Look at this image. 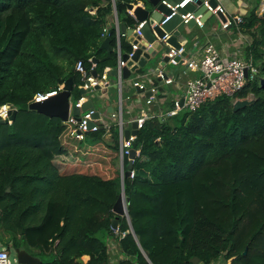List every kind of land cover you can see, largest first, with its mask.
I'll return each mask as SVG.
<instances>
[{"label":"trees","instance_id":"trees-1","mask_svg":"<svg viewBox=\"0 0 264 264\" xmlns=\"http://www.w3.org/2000/svg\"><path fill=\"white\" fill-rule=\"evenodd\" d=\"M136 1L0 0V105L16 109L11 123H0V239L7 248H39L40 264H109L105 238L113 234L112 207L121 191L119 145L104 141L102 127L78 140L70 122L27 105L68 77L78 99L83 81L77 60L87 74L115 66V14L132 27L127 9ZM259 4L255 0L236 24L249 38L244 56L257 73L231 96L195 111L149 117L136 129L134 176L123 179L133 233L127 218L118 216V264H195L192 257L196 264L220 257L226 264H264ZM103 30L112 46L106 60ZM120 47L131 49L122 37ZM90 57L99 59L93 69ZM237 99L251 102L234 110ZM127 162L124 157V169Z\"/></svg>","mask_w":264,"mask_h":264},{"label":"built area","instance_id":"built-area-1","mask_svg":"<svg viewBox=\"0 0 264 264\" xmlns=\"http://www.w3.org/2000/svg\"><path fill=\"white\" fill-rule=\"evenodd\" d=\"M197 1L198 0H181L180 2H174V4L172 5L169 2V0H160L161 3L165 4L168 8H170L171 14L163 16V18L157 23V25L161 26L172 15L177 14L178 8H183L188 3L196 4ZM215 1H216V5L214 7H212L209 4V0H201V5H203L206 8V11H208L210 15L214 14L218 16V14H220L224 17V20L220 19L221 29H227L232 24L236 25L242 21L243 16L241 15L227 16L226 8L224 7V5L219 0H215ZM131 4H132V8L127 9V12L129 15L132 16V18L135 21V24L132 27H128V26L126 27L127 29H132V32L129 35L120 32L119 22L115 14V35H116L115 66L105 67L100 75L97 74L93 75L92 73L87 74V71L84 66V62L82 60L76 61L75 69L80 73L81 79L83 81L82 85L80 86L81 88L91 91L97 86L107 85L108 70L110 69H114L116 71V78L118 80V84L121 85L122 68L127 65V61L131 59L134 51L138 49V47L143 46L144 47L143 52H145L147 51V48L152 46V44L146 43L145 40L143 39L141 28L143 27L144 22L138 21L133 13V8L135 6L144 7L143 2L138 0L135 3H131ZM199 6L200 5H196L197 8ZM263 10H264V3H263L262 11ZM178 14L181 17V24L186 25V23L190 19H194L196 26L198 27L204 26V22H205L203 20L204 12L195 14L194 11H186L185 13H178ZM163 32L164 35L157 39L160 43H164L168 47V51L163 53V56L167 58L165 64L185 65L186 68H188L189 70H195L200 73L199 77L190 79L186 82V91L183 100V106L189 111H195L204 102L213 100L220 95L231 96L235 94L244 86L245 81L248 77L252 78L253 75L257 73V69L250 60H247L246 58H239L236 56L224 55L223 53L220 52L219 49L216 48L213 42L204 43L203 46L201 47V54L198 57H194V56L187 57L186 50L183 46L184 44L180 42V46L178 48L170 45L167 42V39L171 36L172 34L171 31L166 32L165 30H163ZM105 35L106 34L103 30L100 36L102 39H104ZM125 36L130 37L131 39L129 42L131 49L130 51L125 52L127 58L124 60L122 58L123 53L120 48L119 39L120 37H125ZM88 60L91 63L90 69H93L96 63L92 60L91 57ZM135 63L136 62H132V64L128 66V68H130ZM245 69L247 70L248 73L247 77H245ZM137 70L138 69L132 71L131 73L137 72ZM213 74H216V76L212 77ZM158 76L163 82L167 84L172 83L171 77H169L168 74H165L163 71H159ZM129 77H130V86L132 88L142 91L147 90L146 85L141 80L142 75L140 73H136L133 77L130 74ZM61 87L62 85L46 93L38 92L33 96L30 102L33 101L40 102L51 95H55L58 93V91L61 90ZM149 90L151 93H153L155 90L154 86L150 87ZM151 99L152 97L149 96L146 99V103L149 104L152 101ZM85 100H87V97L85 96V94H83L76 100L74 106L80 107ZM180 108L181 107L179 103L175 102L173 104L172 109L166 113L167 116H172L176 114ZM12 109L15 108L10 103H3L2 105H0V110H3L5 112V115L0 116V119L8 120V123H11V121L9 120V116ZM71 110H72V106H70L68 118L66 121L72 124V128L70 130V135L72 137L78 140H83L87 133L98 131L102 126L99 117L95 118L93 116L95 109L88 108L87 110L80 112V114L78 115L79 120L75 118V116L71 113ZM147 118L148 117L143 114L133 121H136L137 128H139L142 126L143 122ZM118 127H119V163H120L119 169H120V176L122 178L124 173L123 159L124 157L126 156L128 157L129 155L131 149V142L135 138V134H129L128 138L125 139L123 135L121 121L118 123ZM133 176H134V171L131 169L129 177L133 178ZM113 232H116L118 234V237L120 236L118 232V226H116V228L113 229ZM107 247L109 249L111 245H108ZM108 259L110 258L108 257ZM220 261L226 264V262L223 260L222 257L218 258L216 261L211 262L210 264L214 262L217 263ZM0 264H11L10 253L5 248H0ZM109 264H111L110 260H109Z\"/></svg>","mask_w":264,"mask_h":264},{"label":"crops","instance_id":"crops-1","mask_svg":"<svg viewBox=\"0 0 264 264\" xmlns=\"http://www.w3.org/2000/svg\"><path fill=\"white\" fill-rule=\"evenodd\" d=\"M219 1L226 8L227 16H243L255 3V0ZM146 8H150V5ZM211 16H215V20L210 21ZM184 26L186 30L192 31L189 39L186 37L185 33L182 32L187 38V42L183 40V38L180 40L184 44L183 46L186 50L187 57H198L201 54V47L203 44L206 42H213L216 48L224 55L245 58V48L249 44V38L245 33L238 29L237 25L232 24L227 29H221L219 17L212 14L207 17L203 27H198L196 25H193L192 27H188L186 25ZM122 38H124V40L128 43L130 42V37L125 36ZM121 51L122 53L126 52L124 49ZM105 55L106 51L104 50L103 56ZM160 60H162L160 57L151 59L149 60L151 63L148 65V68H146V65L143 70L131 73L132 77L136 73H140L142 75L141 80L146 85L147 89L145 91L132 88L130 86V77L122 79V83L119 85L116 76L108 74L107 85L97 86L91 91H87V93H85L87 99H91L92 101V108L98 112L99 119L102 124L101 127L104 131L103 139L107 144L113 145L115 142H118L119 145L118 123L120 121L122 122L123 131H132L133 120L143 114L148 118L155 116L160 119L163 117H169L166 113L172 109L175 102L180 103L185 96L186 82L200 76L198 71L189 70L185 65L181 64L173 65L180 66L182 69L180 71L178 70L176 73H172L169 70V64L160 65ZM109 65L110 66L106 67H113L111 64ZM159 71H163L165 74H168V76L172 79V83L167 84L163 82L158 76ZM152 86L155 88L153 93L149 90ZM80 95L83 94L80 93ZM149 96L152 97V101L147 104L146 99ZM76 100V95L71 91V105H74ZM181 109L186 108L182 106L177 112H180ZM88 141L91 143L95 142L90 137L87 142ZM137 155L138 151H136V156ZM126 160H128V157H126ZM116 165L120 167L119 158H117ZM127 223L129 225L128 220ZM4 236H6V234H4ZM119 237L116 232H113L111 236L107 235L105 238L106 245H111L108 249L111 264H118L119 260L122 258V254H120L118 250L117 240ZM8 243H11V241L8 240ZM0 248H5L9 253H12V250L14 249L7 248V244H5V242L1 239ZM28 253L40 259L39 255L41 252L39 248L31 247ZM82 259H87V256L82 257ZM212 264H224V262L220 261Z\"/></svg>","mask_w":264,"mask_h":264},{"label":"water","instance_id":"water-1","mask_svg":"<svg viewBox=\"0 0 264 264\" xmlns=\"http://www.w3.org/2000/svg\"><path fill=\"white\" fill-rule=\"evenodd\" d=\"M181 0H169V2L173 5L174 2H180ZM151 8H146L142 6H136L133 10V13L135 15V18L138 21H143V27L141 28V33L143 36V39L146 43L152 44L151 47L147 48V51L143 52V46L138 47L133 53V56L130 60L127 61V65L122 68V79H127L131 72L136 69H143L149 60L160 57L162 60H160V65H165V62L167 61V58L163 56V53L168 51V47L164 43H160L157 38L162 37L164 35L163 30L166 32L171 31V36L167 39V42L178 48L180 46V40L183 38L187 42V38L182 33V31L179 28V25L181 24V17L178 13H185L186 11H194L195 14H198L200 12H204L203 20L205 21L207 17L210 15L208 11H206V8L201 5V0H198L196 4L188 3L183 8L177 9V14L172 15L165 23H163L161 26L157 25V23L163 18L165 15L171 14L170 8H168L165 4L161 3L160 0H149ZM209 4L214 7L216 5L215 0H209ZM196 5H200L198 8ZM132 8V4H128V9ZM219 19L224 20V17L220 14H218ZM261 18L264 19V10L262 11ZM156 23V24H155ZM195 25L194 19H190L186 26L192 27ZM127 26L119 22V28L121 33H126V35H129L132 32V29H127ZM131 40V39H130ZM100 49H103L106 51V55L102 60L109 59L111 57L112 52V46L110 45V38L105 37L101 43H100ZM122 58L125 60L127 58L126 53L122 54ZM95 63L99 61L97 58L92 59ZM132 62H136L134 65L130 66ZM93 75L96 73L93 71ZM108 74H111L113 76H116V71L114 69L108 70ZM216 76V74H213L212 77ZM248 76L247 70L245 69V77ZM261 85H264V77L260 79ZM73 89V79L72 77H68L64 80L61 90L58 91L57 94L51 95L44 100L40 102H30L27 105L28 110L37 111L39 113H42L44 115H47L49 117H58L61 120H67L70 106H72L71 113L75 116L77 120H79L78 115L80 112L87 110L88 108H92L93 104L91 99L85 100L80 107H76L74 105H71L70 102V96L71 91ZM89 90H85L83 88H80V93L85 94ZM183 100L180 101L179 105L180 107L183 106ZM251 100L248 99H237L233 103V109L237 110L239 108L244 107L245 105L249 104ZM16 115V109H12L9 120L12 122ZM95 118H98V112L95 111L94 115ZM0 123H8V120H2L0 119ZM137 129V123L136 121L132 122V131L130 130H124L123 135L124 138L127 139L129 134H135ZM136 157V151L134 149H130L129 155H128V162L125 166L124 173L121 179V191L119 193L118 198L116 199L115 203L113 204L112 211L117 214L116 217L111 219L110 227L112 229H115L118 224V216H125L129 222V231L133 233L132 228L130 226V219L128 216L127 211V203L128 198L125 196L124 193V185H123V179L124 177H128L130 174V170L133 167V161ZM16 258V262L18 264H40L41 260L28 253L25 249L22 248H14L12 250ZM246 252V249L243 251V253ZM191 261L193 263H197L199 259L197 257H192Z\"/></svg>","mask_w":264,"mask_h":264},{"label":"rangeland","instance_id":"rangeland-1","mask_svg":"<svg viewBox=\"0 0 264 264\" xmlns=\"http://www.w3.org/2000/svg\"><path fill=\"white\" fill-rule=\"evenodd\" d=\"M263 3H264V0H261V1H260V4H259V7H258V9H257V13H258L259 15H261V13H262ZM148 7H149V6H148ZM150 8H151V6H150ZM213 20H215V16H211V17H210V21H213ZM184 27H185V26H184L183 24H180V25H179L180 30H181L183 33H185L186 37L189 39V38H190V35H191V33H192V31H188V30H186ZM150 63H151L150 61H149V63H147L146 68L149 67L148 65H149ZM168 66H169V70H170L172 73H176V72H178V70L180 71V70L182 69V67H180V66H173V65H171V64H169ZM142 70H143V69H142ZM86 141H87V140H86ZM86 141H85V142H86ZM126 157H127V156H126ZM10 258H11V264H18V263L16 262V258H15L14 253H10ZM14 259H15V261H14Z\"/></svg>","mask_w":264,"mask_h":264},{"label":"clouds","instance_id":"clouds-1","mask_svg":"<svg viewBox=\"0 0 264 264\" xmlns=\"http://www.w3.org/2000/svg\"><path fill=\"white\" fill-rule=\"evenodd\" d=\"M5 112L3 110H0V116H4Z\"/></svg>","mask_w":264,"mask_h":264}]
</instances>
